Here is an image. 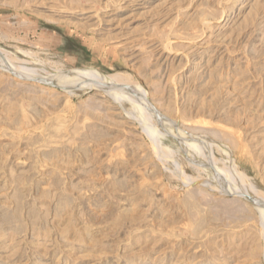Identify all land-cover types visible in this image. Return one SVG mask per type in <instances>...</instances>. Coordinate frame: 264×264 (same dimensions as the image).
Wrapping results in <instances>:
<instances>
[{"label":"rangeland","instance_id":"obj_1","mask_svg":"<svg viewBox=\"0 0 264 264\" xmlns=\"http://www.w3.org/2000/svg\"><path fill=\"white\" fill-rule=\"evenodd\" d=\"M0 50L188 134L0 69V264H264V0H0Z\"/></svg>","mask_w":264,"mask_h":264},{"label":"bare ground","instance_id":"obj_2","mask_svg":"<svg viewBox=\"0 0 264 264\" xmlns=\"http://www.w3.org/2000/svg\"><path fill=\"white\" fill-rule=\"evenodd\" d=\"M7 59L8 58L5 56V54L0 50V69L4 70L6 72H9L10 74L14 73L13 77H16L17 79H20V80H30L31 79V81L34 80V81H36V83L45 85L48 88H57V87L61 88V87H65L68 84L70 86L79 87L80 89H90V88L104 89V90H106L105 93H108L110 97L111 96L112 97L117 96L118 98L126 99L127 103H129L132 107H134V108L137 107L138 110L140 109L141 110V115L145 114L146 117L145 116L144 117L148 121L149 120L151 121V119H158V120L160 119L161 122L164 120L163 122H167L170 125H172V123H170V121H168L167 118L159 117L158 116L159 114L154 109H153L154 115L153 114H149L150 111H149V109L147 107H145L143 101L133 97L134 95L131 94V87H130L129 83L127 82L128 83L127 84L126 82H124L123 79H122L124 77L120 76L117 73L116 74L102 75V74H98L96 72L95 73L89 72L87 70L86 71L85 70H72V71H69V72H66V73H61L59 71L60 73L59 72H53V73H48V74H46L44 76H41V75L33 74L35 69L33 70L31 68H28V67L17 68V67H15L13 65H9L10 62L8 63ZM52 71L53 70H51V72ZM125 81H126V79H125ZM144 99H145V102L147 103L148 102L147 97H144ZM140 110H139V112H140ZM172 126L174 127L176 132L179 134L180 138L185 140V138H186L185 135L187 133L184 134L183 132H181L177 128V126H174V125H172ZM187 136H188V134H187ZM183 137H185V138H183ZM201 157H202V155H201ZM220 171H222V170H220ZM224 179H226V178H224ZM231 181H233V180H231ZM229 184H230V182H229ZM233 188H236V187L233 186ZM233 192H235V190ZM245 196H246V200L250 201L251 203L255 202L254 199H253L254 197L252 198V197L247 196V195H245ZM258 199H260V198H258ZM259 203H261V202H259ZM258 208L264 213V205L262 206V203H261L260 206L258 205Z\"/></svg>","mask_w":264,"mask_h":264},{"label":"water","instance_id":"obj_3","mask_svg":"<svg viewBox=\"0 0 264 264\" xmlns=\"http://www.w3.org/2000/svg\"><path fill=\"white\" fill-rule=\"evenodd\" d=\"M12 75H14V73H11Z\"/></svg>","mask_w":264,"mask_h":264}]
</instances>
